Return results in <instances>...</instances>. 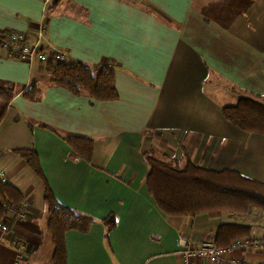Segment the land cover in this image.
<instances>
[{"label":"crops","instance_id":"crops-1","mask_svg":"<svg viewBox=\"0 0 264 264\" xmlns=\"http://www.w3.org/2000/svg\"><path fill=\"white\" fill-rule=\"evenodd\" d=\"M11 31L39 39L47 61L61 53L63 62L110 66L116 97L75 94L51 82L45 62L0 46V86L13 92L0 122V176L25 199L20 213L1 219L9 228L0 230V264H53L44 184L14 152L23 148L38 155L56 200L90 220L84 231L65 232L64 264H181L224 223L250 226L241 238L264 236L258 209L164 214L147 190L145 160L189 158L264 184V134L222 113L241 95L264 102V0H51L45 8L43 0H0V38ZM31 85L34 97L24 94ZM68 134L92 139L88 161L65 142ZM231 255L264 262V246Z\"/></svg>","mask_w":264,"mask_h":264},{"label":"trees","instance_id":"trees-1","mask_svg":"<svg viewBox=\"0 0 264 264\" xmlns=\"http://www.w3.org/2000/svg\"><path fill=\"white\" fill-rule=\"evenodd\" d=\"M45 68L55 85L67 88L78 94L88 93L97 100H111L116 97L114 70L108 65L90 67L81 61H46ZM24 94L34 97V86H29ZM13 92L0 86V122L6 114ZM223 116L232 124L247 131L264 134V102L248 95H241L235 105L225 106ZM65 142L82 159L89 160L93 141L91 138L68 134ZM26 163L37 173L44 184L46 204V229L50 234L54 253L53 264H64L67 230L84 231L89 218L59 203L40 166L39 158L33 149H15ZM149 170L146 187L158 208L169 216H194L211 211H229L239 214L258 209L264 213V184L243 176L234 170H210L193 163L189 158L183 165L177 161H165L149 155L145 158ZM24 197L11 183L0 176V219L7 216L9 208L20 212ZM112 217L104 219L110 228ZM250 226L238 223H224L217 228L214 239L216 246H226L237 238L250 235Z\"/></svg>","mask_w":264,"mask_h":264},{"label":"built area","instance_id":"built-area-1","mask_svg":"<svg viewBox=\"0 0 264 264\" xmlns=\"http://www.w3.org/2000/svg\"><path fill=\"white\" fill-rule=\"evenodd\" d=\"M50 1L51 0H43L44 8ZM42 31L43 29L41 26H39L38 34L41 35ZM0 46L7 51L8 56L27 62H32L36 59L40 62H46L49 59V56H47V54L42 51L39 44V39L35 40L34 42H30L26 34L22 32L11 31L3 34V36L0 38ZM52 57L55 61L62 62L64 60V57L61 53H54ZM9 211L16 212L15 209L12 208H9ZM8 228V225L5 222H2L0 219V230L5 232L8 230ZM179 241L182 244H185L186 242V240L183 238H179ZM11 243L19 251L23 250L22 244H20V242H18L16 239H13ZM247 246H264V236L257 239L237 238L226 246H216L212 241H204L196 248H188L184 253V258L182 259L181 264H190V260L194 256H198L209 262L215 263L225 262L227 264H264V262L253 263L232 257L231 254L233 251L245 248ZM12 264H19L18 260H15Z\"/></svg>","mask_w":264,"mask_h":264},{"label":"rangeland","instance_id":"rangeland-1","mask_svg":"<svg viewBox=\"0 0 264 264\" xmlns=\"http://www.w3.org/2000/svg\"><path fill=\"white\" fill-rule=\"evenodd\" d=\"M258 218V217H257Z\"/></svg>","mask_w":264,"mask_h":264}]
</instances>
